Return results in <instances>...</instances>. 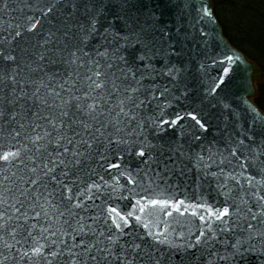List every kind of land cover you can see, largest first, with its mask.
Returning a JSON list of instances; mask_svg holds the SVG:
<instances>
[{"label": "snow or ice", "instance_id": "snow-or-ice-1", "mask_svg": "<svg viewBox=\"0 0 264 264\" xmlns=\"http://www.w3.org/2000/svg\"><path fill=\"white\" fill-rule=\"evenodd\" d=\"M139 2L0 0V264H264V109L244 119L223 104L230 130L211 141L203 107L168 113L189 95L173 61L184 46L211 64L239 57L207 51L203 0H186L195 14L175 35L134 15ZM125 156L136 168L115 162ZM192 170L218 204L197 203V229L170 235L153 210L183 216L186 201L136 189Z\"/></svg>", "mask_w": 264, "mask_h": 264}, {"label": "water", "instance_id": "water-1", "mask_svg": "<svg viewBox=\"0 0 264 264\" xmlns=\"http://www.w3.org/2000/svg\"><path fill=\"white\" fill-rule=\"evenodd\" d=\"M200 3L201 0H195V7L199 8ZM203 3L214 13L213 20L215 21L207 24L206 30L209 33L207 51L215 53L218 59H223L224 54L239 57V59L226 62L224 65L211 64L205 57L197 54V48L193 44L190 43L184 46L183 54L179 57H173V61L184 68L182 82L187 87L189 95L187 98H182L179 102H175L173 108L167 109V112L171 113L175 109L183 114L185 109L203 107L206 112L212 114L211 127L207 133V140L211 141L219 139L221 131L230 130V126L229 129L224 128L225 123H228L231 118L224 111L223 104H229L232 110L244 119L248 118V114L245 112L247 107L251 106L254 109H261L255 103L254 97L257 94V87L255 86L258 82L264 81V73L255 61L251 60L241 49L236 47L224 34L223 27L214 12V2L212 0H203ZM189 13L195 14L192 12L191 7L186 6V0H140L136 8L133 9V14L139 16L142 20L149 16L154 17L158 28L171 30L173 35H175L177 28H180L181 25H186L191 18ZM177 47L179 48L180 46L178 45ZM189 49L191 50L190 52ZM202 64L205 66L202 67ZM225 66L232 70L226 78V85L217 94L208 95V88L212 84L213 78L219 75L220 69ZM143 114L145 116L149 115L148 110L145 109ZM261 114L264 115V111ZM164 118L167 120L171 117L165 115ZM184 123L187 124L188 122L185 121ZM152 127L153 125L149 122V126L145 129V134L149 135L150 139L152 138L150 134ZM159 133L164 139H169L173 136V128L163 125ZM192 147L198 149L197 144H193ZM115 162L121 163L122 168L134 169L137 166V160L132 156H125L123 162L120 160ZM189 167L191 166L189 165ZM115 171V169H112V172ZM120 183H125L123 178H121ZM145 189L150 190L145 193ZM136 193L135 198H139L141 194H147L152 198L174 197L177 200L184 199L186 201L182 209V211H185L183 216L173 211V215L168 217L163 215L158 209L153 210L155 212L153 220L159 222L161 229L168 228L170 235L171 229L191 231L197 229L200 222L192 213L204 214L202 209L196 207L197 203L218 204L215 183L211 181L210 177L207 179L198 178L195 170L186 171L183 176L173 175L172 179L167 181V183L160 182L159 188L155 185L144 183L140 188L136 189ZM158 193H164V196H160ZM200 193L204 194L203 197H201ZM125 194L127 195L128 193L125 192ZM118 203L125 210H133L126 207L129 203L127 200H122ZM168 210L172 211V209ZM153 230H156L155 227Z\"/></svg>", "mask_w": 264, "mask_h": 264}, {"label": "trees", "instance_id": "trees-1", "mask_svg": "<svg viewBox=\"0 0 264 264\" xmlns=\"http://www.w3.org/2000/svg\"><path fill=\"white\" fill-rule=\"evenodd\" d=\"M212 1H214V12L223 27L224 34L236 47L246 53L249 58H257L248 52V47L252 43L256 45V49L257 46H260L261 42L255 43L252 34L257 31L264 32V0ZM260 49L262 50L260 53L264 55V48L260 46ZM260 53L258 52V54ZM254 101L259 108L264 109L258 98L255 97Z\"/></svg>", "mask_w": 264, "mask_h": 264}, {"label": "rangeland", "instance_id": "rangeland-1", "mask_svg": "<svg viewBox=\"0 0 264 264\" xmlns=\"http://www.w3.org/2000/svg\"><path fill=\"white\" fill-rule=\"evenodd\" d=\"M214 2V1H213ZM264 32H254V34H252V38H254V40L253 41H255V43H258V42H261L260 43V46H261V48H264V34H263ZM255 45V44H254ZM253 45V43H252V45H250V47H248V52L250 53V54H252V56L254 55V56H256L257 58H250L251 60H253V61H255L259 66H260V68H261V70H262V72L264 73V55H262L260 52L262 51L261 49H260V46L258 47L257 46V49L259 50H257L255 47H256V45L254 46ZM252 48V49H251ZM255 50H257L260 54H258V52L257 51H255ZM246 54V53H245ZM247 55V54H246ZM248 56V55H247ZM260 84H262V85H260ZM255 87H257V94H256V98H258V101L259 102H261V104L264 106V81L263 82H258L257 84H256V86ZM255 97H254V99H255ZM256 103V102H255Z\"/></svg>", "mask_w": 264, "mask_h": 264}]
</instances>
